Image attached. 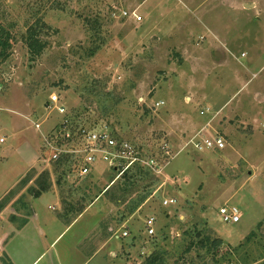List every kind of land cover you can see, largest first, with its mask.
<instances>
[{
  "label": "rangeland",
  "instance_id": "rangeland-1",
  "mask_svg": "<svg viewBox=\"0 0 264 264\" xmlns=\"http://www.w3.org/2000/svg\"><path fill=\"white\" fill-rule=\"evenodd\" d=\"M0 25L11 40L0 59V264H32L44 252L35 264H124L125 249L190 264L196 252L184 251L197 229L238 250L221 264H264V0H0ZM31 30L44 45L36 58ZM54 93L64 114L50 104ZM66 120L109 130L163 170L151 171L157 182L144 201L140 180L139 194L118 202L105 192L123 180L106 164L86 178L61 168L67 204L43 195L35 209L46 236H18L33 217L28 189L45 171L60 178L45 138ZM207 137L225 149L198 151L194 141ZM234 205L241 221L225 223L219 211ZM57 214L66 225L84 218L53 244ZM122 229L130 235L120 243ZM131 235L142 237L134 247Z\"/></svg>",
  "mask_w": 264,
  "mask_h": 264
},
{
  "label": "built area",
  "instance_id": "built-area-1",
  "mask_svg": "<svg viewBox=\"0 0 264 264\" xmlns=\"http://www.w3.org/2000/svg\"><path fill=\"white\" fill-rule=\"evenodd\" d=\"M128 16V12H123ZM139 21L142 20L136 13H132ZM61 103L57 93L50 96V104L54 105L60 114L66 112L65 106ZM205 112H202L204 115ZM37 129L41 124L35 125ZM4 140L1 139V143ZM194 146L198 151L223 150L225 149V140L221 137L201 138L194 141ZM45 148H48L51 162H58L63 158L71 161L72 169L80 178L90 176L98 167L97 163H104L107 169L117 173V178L122 177L126 172L133 169L136 165L148 168L154 173L160 174L163 170L158 160L154 157L146 160L143 150L126 140L116 138L109 130L97 128H78L69 120L63 121L56 126L51 134L45 138ZM164 147V149H166ZM166 155L170 152L166 149ZM176 200H166L165 205L175 204ZM220 215L225 223L237 224L241 221L242 213L237 206H224L220 209ZM157 220L155 217H149L145 224V234L153 237L156 233ZM130 232L126 229L121 231L118 239L125 240ZM144 255V253H142ZM132 256V255H131ZM127 258L124 264H141L137 258Z\"/></svg>",
  "mask_w": 264,
  "mask_h": 264
},
{
  "label": "trees",
  "instance_id": "trees-1",
  "mask_svg": "<svg viewBox=\"0 0 264 264\" xmlns=\"http://www.w3.org/2000/svg\"><path fill=\"white\" fill-rule=\"evenodd\" d=\"M10 34L8 31L0 25V50L3 53H0V59L4 57L5 52L10 48ZM27 45L29 52L31 54L32 58H36L40 56L44 50V45L41 44L38 40L37 37V32L35 30H31L27 33ZM75 127L82 128V127H87L85 123H74L72 122ZM214 151V150H213ZM53 169L55 171V175L59 174L58 181L56 185L61 186L62 182V173L64 174V171L61 173L59 172L61 168H67L66 173L69 172H74L72 169V164L71 161H69L66 158L61 159L58 162H53ZM115 177L117 178V173L112 172ZM114 178L112 180H114ZM120 179L123 180V183H119L115 185L114 183V189L107 190L106 195L110 194L111 192L115 196L116 201L118 202H123L124 198L131 193L132 191L138 192L141 188L138 186V183L140 180L145 182V186L143 187L144 190L143 192L145 195H140V201H144L146 199L147 194L152 190V185L157 182V179L152 176L151 171L148 168H145L140 165H136L133 169L129 170L126 172ZM22 180V179H21ZM20 180V181H21ZM22 183H26V181H23ZM26 185V184H25ZM54 182H53V177L52 173L50 171H45L40 175L35 180V185L32 186L30 189H28V193L32 199H38L41 197L43 194L51 191L54 187ZM111 190V191H110ZM147 192V194H146ZM10 194V193H9ZM8 194V195H9ZM61 197H62V191H60ZM120 194V195H119ZM7 196V195H6ZM11 197V196H9ZM25 198V196L23 197ZM8 202V199L4 197L0 201V213L4 210ZM61 204L62 206H65L67 204V200L62 197L61 198ZM24 206L28 207L26 203H23ZM30 205V203H29ZM138 206L135 205L133 209H136ZM82 214V211L78 212L77 217ZM196 234L195 236H191V242L189 243L187 249L184 251L185 255H191L193 252H196L194 255L192 254L190 264H221L223 260L226 261L228 257L235 256L236 252L238 251L236 248L232 246L225 245L223 239L214 237L213 234L210 232V230H195L194 231ZM255 233H251L246 237L245 243L241 244L238 248L243 247L244 245H248L252 239L254 238ZM139 236V237H138ZM133 235L131 236L130 239V244L128 245L129 247H134L135 246V241L136 239H140V235ZM122 240V239H121ZM126 247V246H125ZM166 251H154L151 254H144L137 257L140 261L141 264H168L167 263V257L165 254ZM143 253V252H142ZM123 254L126 255V258H129L131 256V253H127V250H123ZM187 258L186 257H181L179 261L175 264H180V262H183V264H187ZM228 261V259H227ZM232 264V263H231Z\"/></svg>",
  "mask_w": 264,
  "mask_h": 264
},
{
  "label": "crops",
  "instance_id": "crops-1",
  "mask_svg": "<svg viewBox=\"0 0 264 264\" xmlns=\"http://www.w3.org/2000/svg\"><path fill=\"white\" fill-rule=\"evenodd\" d=\"M34 166H32V167H30L26 172H25V174H23V176H21L20 178H19V180L17 181L18 183H19V181L26 175V173H28V171L30 170V169H32ZM72 173V172H71ZM73 174L74 175H77L76 174V172H73ZM78 176V175H77ZM79 177V176H78ZM17 182L15 183V185H13V186H11L6 192H5V194L6 193H8L13 187H15L16 186V184H17ZM55 185H54V187H53V189L51 190V191H49V192H47V193H45V194H51V195H53V196H55L56 198H57V200H59V202H61V195H60V192H59V187H58V185H56V183H54ZM5 194L2 196V198L5 196ZM45 194H43V195H45ZM42 195V196H43ZM41 196V197H42ZM40 198V197H39ZM38 198V199H39ZM36 201H37V199H32V200H30L29 201V203L31 204V207H32V210H33V217H31V219H30V221H29V223L26 225V226H24V228H22L20 231H19V233H18V236L23 232V234L24 233H26V232H30V230L31 231H36V232H38L39 230H41L40 231V235H44V236H46V232H44L42 229H41V227H40V225H41V221H40V218H39V216H38V214H37V212H36V209H35V203H36ZM51 210H55L54 208L52 209V208H50ZM82 218H84V217H82ZM81 218V219H82ZM81 219H79V220H77V217L75 218V220H73V222H69V224H64L63 223V219H61V218H59V216H58V214H57V217H56V224H55V228H60L61 230H60V232L58 233V232H56V237H55V240L52 242L53 244L57 241V240H59L70 228H72V227H74V226H76L79 222H81ZM33 223V227L31 228V229H29L30 228V225ZM29 230V231H28ZM123 230V229H122ZM93 231V230H92ZM132 236V235H131ZM130 236V237H131ZM18 238V237H17ZM126 240V239H125ZM125 240H123V241H125ZM118 242H120V243H122L121 242V240L120 239H118L117 240ZM118 242H116V243H112L111 245L109 244V242H104L105 244L103 245H101V248L102 247H109V245H110V247H111V249L113 250V248L114 247H116L117 246V244H118ZM52 244V245H53ZM122 252V251H121ZM111 254H110V257H112V259L113 260H117V259H119L118 257H119V255H120V253L119 252H116V251H113V252H110ZM45 255V252L44 253H41L36 259H34L33 260V263L32 264H35L41 257H43Z\"/></svg>",
  "mask_w": 264,
  "mask_h": 264
}]
</instances>
